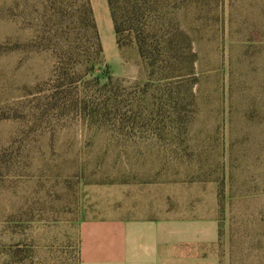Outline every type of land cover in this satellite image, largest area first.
Segmentation results:
<instances>
[{
	"label": "rangeland",
	"instance_id": "rangeland-1",
	"mask_svg": "<svg viewBox=\"0 0 264 264\" xmlns=\"http://www.w3.org/2000/svg\"><path fill=\"white\" fill-rule=\"evenodd\" d=\"M76 1L0 0V264H79L81 222L108 216L115 197L178 203L206 182L264 197V0H154L159 22L193 40L177 114L143 105L136 49L102 36L107 73L140 102L97 120L46 98L56 60L43 37Z\"/></svg>",
	"mask_w": 264,
	"mask_h": 264
},
{
	"label": "crops",
	"instance_id": "crops-1",
	"mask_svg": "<svg viewBox=\"0 0 264 264\" xmlns=\"http://www.w3.org/2000/svg\"><path fill=\"white\" fill-rule=\"evenodd\" d=\"M89 1L100 38L113 36L107 0ZM182 200L115 197L108 216L81 222L79 264H264V197H220L206 182Z\"/></svg>",
	"mask_w": 264,
	"mask_h": 264
},
{
	"label": "trees",
	"instance_id": "trees-1",
	"mask_svg": "<svg viewBox=\"0 0 264 264\" xmlns=\"http://www.w3.org/2000/svg\"><path fill=\"white\" fill-rule=\"evenodd\" d=\"M107 2L118 49L134 47L147 71V79L135 84L141 102L168 106L177 114L179 104L187 99L183 87L193 82L196 56L191 36L175 24L159 22L162 17L154 0ZM75 4L76 9L63 10L60 21L43 37L56 60L48 105L64 114L71 110L91 119L109 118L126 104L140 100L126 94L124 80L107 73L90 1Z\"/></svg>",
	"mask_w": 264,
	"mask_h": 264
}]
</instances>
